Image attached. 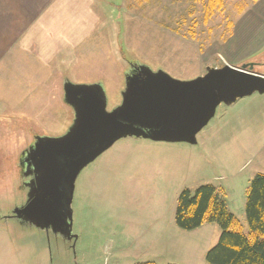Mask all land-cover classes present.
<instances>
[{
  "label": "rangeland",
  "instance_id": "rangeland-1",
  "mask_svg": "<svg viewBox=\"0 0 264 264\" xmlns=\"http://www.w3.org/2000/svg\"><path fill=\"white\" fill-rule=\"evenodd\" d=\"M251 2L72 0L90 5L88 21L78 25L99 50L94 48L92 54L89 50L86 59L79 56L80 75L74 73V59L70 67L63 61L62 78L77 85L102 83L107 110L112 111L122 101L129 63L163 70L180 81L203 76L207 68L225 66L226 56L234 57L227 39L240 11ZM253 59L259 61L254 70L263 72L264 45ZM50 77L44 95L39 93L43 88L31 85L24 86V92L16 89L19 76L13 77L14 85L11 79L0 82L1 112L5 111L1 97L8 93L13 105L22 99L24 105L37 103L36 112L42 115L38 120L21 118L29 116L26 106L16 107L13 117L0 115V264H206L207 253L220 240L221 227L204 224L183 231L175 221L181 191L194 193L203 185L219 190L229 212L249 234L247 195L253 179L264 174V94L220 105L197 135V145L135 137L115 143L76 181L72 203L76 240L68 243L52 233L18 225L10 213L27 201L20 156L36 138L60 137L73 122V113L63 102V86L59 92L54 76Z\"/></svg>",
  "mask_w": 264,
  "mask_h": 264
},
{
  "label": "water",
  "instance_id": "water-1",
  "mask_svg": "<svg viewBox=\"0 0 264 264\" xmlns=\"http://www.w3.org/2000/svg\"><path fill=\"white\" fill-rule=\"evenodd\" d=\"M252 67L226 64L180 81L163 70L129 63L122 101L112 111L107 110L102 83L77 85L65 78L63 102L72 110V125L60 137L36 138L22 153L27 201L10 218L68 243L76 240L72 203L76 181L85 168L128 137L197 145V135L220 105L232 106L264 94V75Z\"/></svg>",
  "mask_w": 264,
  "mask_h": 264
},
{
  "label": "crops",
  "instance_id": "crops-1",
  "mask_svg": "<svg viewBox=\"0 0 264 264\" xmlns=\"http://www.w3.org/2000/svg\"><path fill=\"white\" fill-rule=\"evenodd\" d=\"M71 2L0 0V82L6 84V80L11 79L13 84V77L19 76L20 83L16 84V89L18 87L24 92V86L31 85L29 88L40 90L51 86L48 82L53 75L54 86L60 92L65 75L61 70L63 61L70 67L74 59V73L81 74L76 61L79 56L86 59L87 52L90 50L92 54L95 47L88 41L85 31L80 29L78 21L83 24L88 21L86 11L89 12L91 7L87 3ZM77 12L80 16H76ZM238 18L227 39L230 53L234 55L233 58L226 56L228 64L234 67H242L239 62L257 64L259 61L253 59V54L264 45V0H252L245 10L240 11ZM81 68L87 69L86 66ZM254 68L253 71L264 74V71L259 72ZM39 93L44 95V88ZM1 98L5 111L0 110V115L13 117L16 107L26 106L30 110L29 116L23 115L21 118L38 120L42 116L36 112V108H40L37 103L24 105L22 99L19 105H13L14 98L8 93Z\"/></svg>",
  "mask_w": 264,
  "mask_h": 264
},
{
  "label": "trees",
  "instance_id": "trees-1",
  "mask_svg": "<svg viewBox=\"0 0 264 264\" xmlns=\"http://www.w3.org/2000/svg\"><path fill=\"white\" fill-rule=\"evenodd\" d=\"M245 213L248 235L229 212L219 190L203 185L194 193L189 189L181 191L175 221L183 231H193L204 224L215 223L221 227L220 240L207 253L206 264H264V174H258L250 184Z\"/></svg>",
  "mask_w": 264,
  "mask_h": 264
},
{
  "label": "flooded vegetation",
  "instance_id": "flooded-vegetation-1",
  "mask_svg": "<svg viewBox=\"0 0 264 264\" xmlns=\"http://www.w3.org/2000/svg\"><path fill=\"white\" fill-rule=\"evenodd\" d=\"M24 172H25V168L22 167V166H21V163H20L19 175H20V177H21V184L26 182V180H23V179H22V176L24 175Z\"/></svg>",
  "mask_w": 264,
  "mask_h": 264
}]
</instances>
